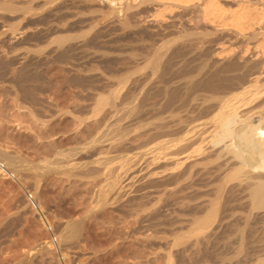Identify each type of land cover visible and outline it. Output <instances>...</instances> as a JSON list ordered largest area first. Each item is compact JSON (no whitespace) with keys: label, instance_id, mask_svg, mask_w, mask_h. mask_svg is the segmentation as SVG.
Wrapping results in <instances>:
<instances>
[{"label":"rangeland","instance_id":"374dc122","mask_svg":"<svg viewBox=\"0 0 264 264\" xmlns=\"http://www.w3.org/2000/svg\"><path fill=\"white\" fill-rule=\"evenodd\" d=\"M250 1L261 23L242 35L201 4L158 18L156 0H0V162L18 176L0 178V264H264V210L241 197L232 210L199 207L208 198L166 186L162 160L146 166L168 120L212 111L206 84L261 88L264 0ZM26 190L64 260L45 245Z\"/></svg>","mask_w":264,"mask_h":264},{"label":"bare ground","instance_id":"6f19581e","mask_svg":"<svg viewBox=\"0 0 264 264\" xmlns=\"http://www.w3.org/2000/svg\"><path fill=\"white\" fill-rule=\"evenodd\" d=\"M156 1L162 4L157 15L158 18H163L165 12L174 6L201 4L207 19L224 18L229 15L227 26H231L242 35H245L248 29L251 30L250 28L261 23L260 16L262 14L259 13V7L257 5L252 6L250 0H232L236 3L235 8L232 9L223 8L218 0ZM255 50L258 56L264 58V33L258 39ZM188 79L190 80V78ZM188 79L185 80V86L193 83L190 87H192V92H195L199 85L196 82H190L192 79L190 81ZM256 79L257 82L254 83H260V78ZM226 81L220 80L216 83L206 84V88L213 92L215 102L214 106L212 105L213 108H210L212 111L209 109L210 112L206 113L204 117L202 116L203 121L198 119L185 121L180 118L176 119L175 116L168 120L169 122L163 126L164 129L162 128L164 130L162 136L165 139L163 143L159 142L162 145L158 144L160 147L162 146L161 149L155 145L162 151L157 150L156 152L159 153L150 155V162H147L146 166L149 168L162 160L166 164L165 179H163L166 186H176L185 201H190L191 198L199 200L204 196V198H208L203 200L198 205L199 207H205L211 211L213 210V212H218L221 207L232 210L236 203H233L231 198L241 197V199L245 198L244 203L249 202L245 204H250L253 209L264 210V83L257 90V86L255 87L249 81L237 83L236 85H229ZM176 96L173 93L169 95L171 103L181 102L182 105L184 99H179L181 95H178V98ZM209 104L211 103L209 102ZM130 110H133V108H130ZM115 124L119 126L117 123ZM147 149L149 150L151 147ZM146 153H148L147 150ZM107 155L106 157H108ZM138 158H135L130 170L134 167L133 170L135 171ZM112 161L108 160V163H113L114 161ZM2 162L7 163L4 159ZM128 170L123 175L124 177L120 175L123 180L128 178ZM136 171H138V168ZM117 177L119 178V176ZM132 178L130 181L134 180ZM123 180L121 181L124 182ZM117 182L118 180L115 182L118 190H121L124 186L122 187V182ZM231 183H234V185Z\"/></svg>","mask_w":264,"mask_h":264},{"label":"built area","instance_id":"2783aa9c","mask_svg":"<svg viewBox=\"0 0 264 264\" xmlns=\"http://www.w3.org/2000/svg\"><path fill=\"white\" fill-rule=\"evenodd\" d=\"M0 178L18 183V176L4 163L0 162ZM25 200L28 208L42 221L45 231L48 234V240L45 245L50 248L60 259H63V250L60 241V235L56 228L50 223L46 214L42 211L38 199L35 195L26 190Z\"/></svg>","mask_w":264,"mask_h":264}]
</instances>
